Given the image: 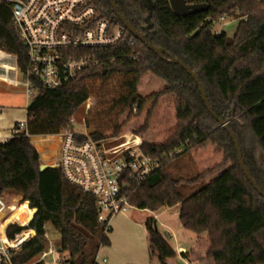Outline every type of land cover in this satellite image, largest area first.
Segmentation results:
<instances>
[{
  "label": "trees",
  "instance_id": "trees-1",
  "mask_svg": "<svg viewBox=\"0 0 264 264\" xmlns=\"http://www.w3.org/2000/svg\"><path fill=\"white\" fill-rule=\"evenodd\" d=\"M92 1L99 17L124 28L125 41L97 52L99 66L58 88L48 89L35 80L27 106L29 135L0 143V196L13 192L23 203L10 220L25 225L30 219L23 213L27 202L37 209L29 225L36 236L13 256L14 264H29L47 247L48 226L59 233L61 251L69 252L65 264H94L99 250L110 245L95 197L71 184L61 169L40 171L41 162L56 163L33 138L40 162L31 142L33 136L69 128L90 99L96 104L89 106L84 124L93 139L130 134L141 140L145 154L159 161L147 181L132 184L130 195L135 219L146 230L150 264H182L149 213L163 207H178L181 225L197 234L187 253H181L191 264H264V198L242 171L231 136L209 113L196 82L145 43H131L135 37L107 0ZM114 2L144 39L198 76L211 107L234 132L247 169L264 191V0H192L207 3L208 9L185 16L174 13L170 0ZM223 16L238 20L233 36L214 33ZM9 55L16 56L23 71L26 50L11 12L0 6V57ZM181 152L189 154L197 175L177 177L170 172ZM193 185L200 188L185 195L183 187ZM22 230L10 225L7 236L14 239ZM32 235L27 230L7 244L17 248Z\"/></svg>",
  "mask_w": 264,
  "mask_h": 264
},
{
  "label": "built area",
  "instance_id": "built-area-1",
  "mask_svg": "<svg viewBox=\"0 0 264 264\" xmlns=\"http://www.w3.org/2000/svg\"><path fill=\"white\" fill-rule=\"evenodd\" d=\"M0 6L11 12L13 26L26 50L27 60L22 72L28 97L35 93V80L48 89L58 88L84 70L99 66L101 60L96 56L97 52L125 41L124 28L115 26L110 18L99 17L92 0H0ZM228 18L223 16L216 23ZM213 31L221 33L215 26ZM70 125L75 127L74 117ZM71 126L51 135L59 142L55 166L71 184L95 197L99 220L105 225L108 236L113 217L133 208L130 203L132 184L147 181L160 166L159 161L145 154L138 144L118 152L108 151L103 146L104 141L93 139L87 129L82 133ZM21 134L29 135L27 120L13 126L10 138ZM20 204L22 202L9 203L0 196V264H14L13 256L36 236V231L29 226L36 208L30 207L29 202L31 216L25 225L10 220L14 208ZM14 224L23 230L14 239H9L7 229ZM27 230H32L33 235L25 243L17 248L7 244L16 241ZM45 237L47 247L29 264H65L58 257L62 252L59 243L48 232ZM107 261L100 249L94 264H106Z\"/></svg>",
  "mask_w": 264,
  "mask_h": 264
},
{
  "label": "rangeland",
  "instance_id": "rangeland-1",
  "mask_svg": "<svg viewBox=\"0 0 264 264\" xmlns=\"http://www.w3.org/2000/svg\"><path fill=\"white\" fill-rule=\"evenodd\" d=\"M237 24L238 20L228 18L222 23H216L215 29L226 32L228 36H233ZM27 88L28 86L25 76L18 66L16 56L9 55L2 57L0 59V115H2V121L9 122L18 120L20 122L27 120V104L32 98V96L28 97ZM94 104H96L94 100H88L75 114L74 119L76 130L84 133L87 129L90 132V129L86 128V125L84 124V116L89 106L91 108ZM32 140L33 138L31 137V142ZM36 141L49 151L51 159L57 163L56 154L59 143L58 139H50L46 136L44 138L37 137ZM140 143L141 140L137 137L125 134L119 138L104 141L103 146L108 151L118 152L119 150L128 147L134 148L137 144L140 145ZM169 170L177 177H193L197 175L196 165L186 152L179 153V155L172 160ZM199 188V185L186 186L183 187L182 191L185 195H190ZM3 197L9 203L22 202L21 196L16 195L13 192H6ZM134 211L135 208L133 207L126 214H119L113 217L112 231L108 233L111 243L110 245L104 246L101 251V255L107 256L108 261L106 264H150L146 230L143 223L135 219ZM23 213H26V210H24ZM149 213L155 216L158 230L166 237L174 248H177L179 243L189 247L192 242L196 240L197 234L185 229L181 225L178 218V207H163L158 211ZM103 215L107 216V212H104ZM48 233L53 240L59 243L58 239L60 238V235L51 226H48ZM58 257L66 261L69 258V252H59ZM178 261L182 262V260Z\"/></svg>",
  "mask_w": 264,
  "mask_h": 264
},
{
  "label": "water",
  "instance_id": "water-1",
  "mask_svg": "<svg viewBox=\"0 0 264 264\" xmlns=\"http://www.w3.org/2000/svg\"><path fill=\"white\" fill-rule=\"evenodd\" d=\"M107 1L111 5V7L113 8V10L116 13L117 17L121 20L123 25L128 29L129 32H131L133 34V36L137 40H140L141 42L145 43L147 45V47L149 49H151L153 52H155L157 54V56L159 58H161L162 60H167V61H170V62H172L174 64H177V65L181 66L194 79V81L196 82V84H197V86L199 88V91L201 93V96L203 98L205 106L208 109L209 113L221 124V126L224 129H226L228 134L231 136V138L233 140V143L235 145L236 151H237V155H238V159H239V163H240L242 171L245 173V175L247 176L248 180L254 186L256 191L264 198V191L261 189V187L254 180V178L252 177V175L250 174L249 170L247 169V167L245 165V161H244V158H243V155H242V151H241L239 142H238L234 132L230 129L228 124L223 122L220 118H218V116L214 112L213 108L211 107V105H210V103L208 101L206 92H205V90L203 88V85L200 82L198 76L192 71V69L189 66L184 64L182 61H180V60H178L176 58H171V59L168 60L166 58V51L163 48H159V47H156V46L152 45L150 42H148L146 39H144L132 27V25L126 20V18L119 11V9H118L116 3L114 2V0H107ZM170 4H171V7H172V10L174 11V13L177 16H185V15H189V14L200 13V12L206 11L208 9V4L207 3H193L192 0H170ZM263 161H264V159H263ZM48 168H56V166L55 165H45V164H41L40 165V171H44V170H46ZM36 212H37V209H36L35 213ZM155 229H156V231L158 230L156 221H155Z\"/></svg>",
  "mask_w": 264,
  "mask_h": 264
},
{
  "label": "crops",
  "instance_id": "crops-1",
  "mask_svg": "<svg viewBox=\"0 0 264 264\" xmlns=\"http://www.w3.org/2000/svg\"><path fill=\"white\" fill-rule=\"evenodd\" d=\"M2 57H0V59H1ZM27 106H28V104H27ZM26 118H27V109H26ZM2 119V115H0V143H2V142H4V141H6V139L8 140V139H10V135H11V130H12V128H13V126L16 124V123H18L19 121L17 120V121H9V122H7V121H2L1 120ZM37 137H42V138H44V136H33L32 138H34L35 140H36V138ZM37 142V141H36ZM38 143V145L40 146V147H42L43 148V146L39 143V142H37ZM32 144H33V142H32ZM34 145V144H33ZM35 146V145H34ZM37 149V148H36ZM44 149H46V148H44ZM38 150V149H37ZM47 150V149H46ZM48 151V150H47ZM38 152H39V150H38ZM48 153H49V151H48ZM39 154H40V152H39ZM50 155V154H49ZM16 208V207H15ZM14 208V209H15ZM111 231H112V221H111ZM194 242H195V240H194ZM194 242H192V244L194 243ZM111 243V242H110ZM192 244L189 246V247H186V246H184V245H181L180 243L178 244V246H177V248H175V250L177 251V253H178V257H177V259L178 260H182V262L184 263V264H190L189 263V261L187 260V259H185V258H183L182 256H181V253H185L191 246H192ZM104 247H102L101 248V251H102V249H103ZM104 256H106V255H104ZM107 257V256H106ZM181 262V261H180ZM181 262V263H182ZM182 263V264H183ZM131 264H136V263H131Z\"/></svg>",
  "mask_w": 264,
  "mask_h": 264
},
{
  "label": "bare ground",
  "instance_id": "bare-ground-1",
  "mask_svg": "<svg viewBox=\"0 0 264 264\" xmlns=\"http://www.w3.org/2000/svg\"><path fill=\"white\" fill-rule=\"evenodd\" d=\"M48 137H49L50 139L56 138V137H54V136H48ZM26 211H27V216L30 217V216H31V211H29V209H27ZM17 214H18V213H17ZM15 215H16L15 213L12 214V217H11V218H13ZM11 218H10V219H11Z\"/></svg>",
  "mask_w": 264,
  "mask_h": 264
}]
</instances>
